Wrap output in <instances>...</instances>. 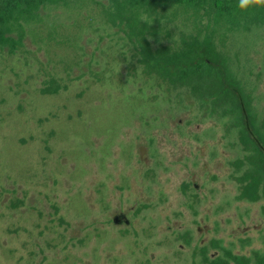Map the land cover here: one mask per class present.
<instances>
[{"label": "rangeland", "instance_id": "374dc122", "mask_svg": "<svg viewBox=\"0 0 264 264\" xmlns=\"http://www.w3.org/2000/svg\"><path fill=\"white\" fill-rule=\"evenodd\" d=\"M159 11V41L194 32L190 12ZM223 30L264 125V25ZM13 36L0 47V264L264 254V196L239 197L236 132L143 72L98 1L47 5Z\"/></svg>", "mask_w": 264, "mask_h": 264}, {"label": "trees", "instance_id": "16d2710c", "mask_svg": "<svg viewBox=\"0 0 264 264\" xmlns=\"http://www.w3.org/2000/svg\"><path fill=\"white\" fill-rule=\"evenodd\" d=\"M67 1L0 0V47L14 51L19 38H14L13 31L21 21L34 19L47 5ZM96 1L102 6L107 25L129 44L143 72L159 77L173 89H180L188 104L196 103L204 114H217L229 122L244 151L235 160L238 167L244 166L236 177L240 182L239 197L257 201L264 196V125L258 123L252 92L219 45L224 44L223 29L245 31L262 26L264 12L240 14L236 11L237 0ZM164 7L190 12L194 32L182 33L166 43L159 41L157 14ZM141 15L154 18L153 23L141 22ZM58 87L52 79L43 89L56 92ZM254 255L252 264H264V254ZM208 264H251V258L225 249L223 255L209 259Z\"/></svg>", "mask_w": 264, "mask_h": 264}, {"label": "clouds", "instance_id": "9594fccd", "mask_svg": "<svg viewBox=\"0 0 264 264\" xmlns=\"http://www.w3.org/2000/svg\"><path fill=\"white\" fill-rule=\"evenodd\" d=\"M236 11L240 14H251L255 12H264V0H237ZM154 18L147 15H141L140 20L148 25L153 23Z\"/></svg>", "mask_w": 264, "mask_h": 264}, {"label": "flooded vegetation", "instance_id": "af4514ba", "mask_svg": "<svg viewBox=\"0 0 264 264\" xmlns=\"http://www.w3.org/2000/svg\"><path fill=\"white\" fill-rule=\"evenodd\" d=\"M203 258L205 259V257L203 256Z\"/></svg>", "mask_w": 264, "mask_h": 264}]
</instances>
